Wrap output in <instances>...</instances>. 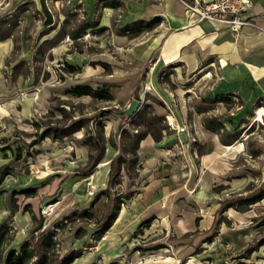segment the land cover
Segmentation results:
<instances>
[{
	"label": "rangeland",
	"instance_id": "374dc122",
	"mask_svg": "<svg viewBox=\"0 0 264 264\" xmlns=\"http://www.w3.org/2000/svg\"><path fill=\"white\" fill-rule=\"evenodd\" d=\"M123 11L0 0V264H264V92L156 61Z\"/></svg>",
	"mask_w": 264,
	"mask_h": 264
},
{
	"label": "crops",
	"instance_id": "0c3cea01",
	"mask_svg": "<svg viewBox=\"0 0 264 264\" xmlns=\"http://www.w3.org/2000/svg\"><path fill=\"white\" fill-rule=\"evenodd\" d=\"M252 1L251 15L256 26L244 27L235 34L224 25L190 18L180 0H113L114 4L123 5L122 16L127 21L159 18L162 22L163 28L149 44V53H157L156 61L181 60L188 67L204 66L208 70L213 64L218 65L223 81L218 82L216 88L229 87L243 99L264 92V0ZM226 80L230 81L229 85ZM170 121L175 125L172 117ZM155 144L145 139L140 147L147 145L156 149ZM224 147L234 148L232 145Z\"/></svg>",
	"mask_w": 264,
	"mask_h": 264
},
{
	"label": "built area",
	"instance_id": "2783aa9c",
	"mask_svg": "<svg viewBox=\"0 0 264 264\" xmlns=\"http://www.w3.org/2000/svg\"><path fill=\"white\" fill-rule=\"evenodd\" d=\"M189 17L194 20H207L226 26L237 34L244 27H255L251 15L254 3L252 0H180Z\"/></svg>",
	"mask_w": 264,
	"mask_h": 264
},
{
	"label": "trees",
	"instance_id": "16d2710c",
	"mask_svg": "<svg viewBox=\"0 0 264 264\" xmlns=\"http://www.w3.org/2000/svg\"><path fill=\"white\" fill-rule=\"evenodd\" d=\"M74 93L75 94H77V95H89L91 92H90V90H80V89H75L74 90ZM206 127L208 128V129H210V130H212V131H215V128H213V127H211V126H207L206 125ZM72 129H74V130H72ZM67 130H72V132L73 131H75L76 129L75 128H72V126L70 125V126H68V128H67ZM51 130H46L45 132H44V136H47V134L50 132ZM56 137H58V136H56ZM141 139V138H140ZM155 140L156 141H158L159 140V138L158 137H156L155 138ZM253 202H255V201H253ZM253 202H251V203H253ZM28 258V256H25V254H23V252L22 253H20V254H18V253H15L14 251H10L8 254H7V256L5 257V259H4V261H3V264H24L25 263V261H26V259Z\"/></svg>",
	"mask_w": 264,
	"mask_h": 264
},
{
	"label": "water",
	"instance_id": "95a60500",
	"mask_svg": "<svg viewBox=\"0 0 264 264\" xmlns=\"http://www.w3.org/2000/svg\"><path fill=\"white\" fill-rule=\"evenodd\" d=\"M141 102L138 99H132L126 108L119 110V114L125 115L127 118H131L140 108Z\"/></svg>",
	"mask_w": 264,
	"mask_h": 264
},
{
	"label": "bare ground",
	"instance_id": "6f19581e",
	"mask_svg": "<svg viewBox=\"0 0 264 264\" xmlns=\"http://www.w3.org/2000/svg\"><path fill=\"white\" fill-rule=\"evenodd\" d=\"M263 110H264L263 108H259L257 112L259 113L260 111H263ZM169 120H170V117H169ZM170 124H171L172 126H174L173 123H172L171 121H170Z\"/></svg>",
	"mask_w": 264,
	"mask_h": 264
}]
</instances>
